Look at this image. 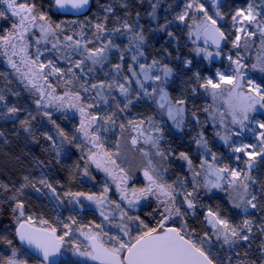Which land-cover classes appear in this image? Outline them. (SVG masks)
Returning <instances> with one entry per match:
<instances>
[{
  "label": "snow or ice",
  "instance_id": "6c2138e0",
  "mask_svg": "<svg viewBox=\"0 0 264 264\" xmlns=\"http://www.w3.org/2000/svg\"><path fill=\"white\" fill-rule=\"evenodd\" d=\"M3 2L7 5V10H10L11 15L18 17V20L14 21L12 24L13 31L0 35V45L5 48L11 47L12 49H16L17 44L14 41H22L24 42V45L20 50L24 52L28 47L25 38L30 29L38 28L39 33L44 38V42L47 43V37L50 34L54 35L56 29L61 27L60 24H54L43 7L38 6L34 0H32V2H30V0H3ZM158 2L159 0H157V3ZM217 2L218 0H212L214 5ZM51 4L57 10L66 11L70 8L79 12L90 5V0H51ZM123 6L127 8L128 5L124 3ZM156 7L157 4H153L152 12L149 13L153 19L156 18ZM192 9H195L197 12L204 13L203 18L198 24L195 22V18H192V22L197 30V36L199 37V35H203L205 43L211 41L212 44L219 49L221 40H226L227 37L219 27H215L217 20L208 14L204 5L199 3V0H191L190 3H186L184 11L177 15L175 19L181 22L185 21L186 18H188L189 10ZM104 10L107 13H112L113 7L108 5ZM246 12L247 14H245V10H238L232 16L234 26L239 25V27L236 28L237 33H244V47L247 48L248 37L256 35V31H248V25H251L259 31L260 43L262 48H264V19L260 22H256V15L258 14L254 15L251 5L247 7ZM214 15L219 19H223L219 10H217ZM4 16L5 13L0 12V17ZM137 16H139V13H137ZM104 19L106 20L107 17ZM245 21L248 22V25H245ZM166 27L167 24L161 26V30ZM122 28L126 29L127 32L130 33L129 44L131 47H134L138 53V55H133L131 59L134 63H138L139 72L134 69L132 64L127 65L126 68L127 72L135 79L133 80L130 79L129 76L123 75L125 66L121 63H117L112 65L113 75L111 82L88 84L85 81L80 83V87L83 88L84 92L96 89L97 96H101V93L105 88L109 90L115 88L119 91L120 95L127 99L125 108H127L128 104L132 103L130 98V86L133 83L138 85L139 89L142 90L143 95L145 96H151L159 92L161 101L160 107L163 108L166 103L168 104L167 114L175 122V126L180 129L183 124L185 108L179 107L178 105H183L186 101L178 100L176 101V104H172L168 100V94L165 91V85L168 83L170 76L173 74V69L167 65L159 66L160 61L155 59L150 65L140 63L139 57L144 55V53L140 51V45L143 44L145 39L142 34V30L137 29L136 31H133L132 25H130L127 21L123 22ZM95 30L97 40L102 39V37L98 34L105 32V23H96ZM113 31L119 32L121 31V27H117L113 29ZM168 35L171 37L173 34L169 32ZM66 39L71 41L72 37L68 36ZM240 40L241 36L236 35L232 41L233 46L240 48ZM39 42L40 41L37 40V43ZM91 42L92 41H88V43ZM74 43L75 48L73 51L76 52L77 55H83V59L73 60L70 54L65 53L64 59L70 61L71 63V66L66 70L56 67L52 60H49L47 64L38 63L40 56L43 55L39 48L36 50V59H29V63L36 65L40 72H43V70L47 67V75H59L61 77H66V83L72 84L73 78H76V80L79 81L81 77H86L88 73L93 72L95 70V65L99 64L103 67L104 63L107 61L105 53L108 51L109 46L112 45V41L109 40L101 47L89 50L86 46L81 49L79 41ZM52 47L55 49L57 48V45L53 43ZM64 47L71 48L72 45L66 44ZM113 47L118 46L113 45ZM128 50L130 51L131 48ZM13 54H15V52H13ZM205 55L207 57H211L213 55L219 56L220 52L217 51L213 54L205 51ZM234 57L235 58H233V55H228L227 59L231 63L225 72L217 70L216 77L218 79L214 81L212 78H208L204 80L201 87L205 89V92L208 95H211L213 101L224 97L226 94L225 102L227 103L232 116V123L238 124L241 129L245 127V121L256 123L259 128L264 129V122H261L255 117H253L251 121L249 120V113H259L261 110H264V80H261L260 83H256L257 78L249 74V72L264 74V56H258L256 62L251 63L250 65L244 63L245 57L241 54V52H236ZM123 59L124 57L121 55L120 60ZM89 61L90 64L87 65V70H85V67H82V65H85ZM9 63H11L13 67H16V64L12 62L11 59H9ZM185 63L190 65L191 61H186ZM77 69L79 70V75L77 74ZM154 69L157 72L163 73V75H153L152 73ZM198 75L199 74H197V76ZM121 80L123 82H121ZM149 80L154 82L151 92L148 91L144 84V81ZM65 95H69V92L66 91ZM52 98L63 99V97ZM3 99V96H0V101ZM73 99L79 102L81 100L80 94L76 93L73 96ZM101 99L107 103V97L101 96ZM72 106L76 107L77 105L73 104ZM88 106L91 107L92 105ZM117 107H119V104H117ZM207 110L208 109L205 108V111ZM18 111L19 110L15 107L8 109L10 114H16ZM79 111L82 116H85L84 107H79ZM120 111H124V108H121ZM45 115H48V113H45ZM113 115L115 114L113 113ZM191 115L194 120L197 119L195 110L192 111ZM177 117H179V119H177ZM98 119H100V117L91 115L90 119L87 120V123H85V120H82L80 125V130L86 137L89 138V142L93 144L96 143L99 137L90 134L88 128L91 126L93 121ZM103 122L115 123V120H113L112 116L106 115L103 118ZM197 122L199 121L197 120ZM139 126L140 125H136V127ZM121 127H123V125H121ZM156 131L159 132L160 129L157 128ZM60 135L63 136L64 134L61 132ZM198 135L199 139L197 140V146L203 148L205 154L210 153V149L207 148V142L204 140L203 134L200 133ZM259 135L261 140L258 152L247 151L248 148L255 147V145L251 144H244L239 147H233L232 149L234 152H244V154L248 157V161H245V164L249 172L253 167L252 163L249 161L253 160L256 155H264V132H260ZM48 139L52 138L48 137ZM149 139L152 144L158 148V141L162 139V136H157L154 139L150 137ZM223 139L227 142L228 138L223 137ZM132 143L135 144L136 140H133ZM169 151H171V149H169ZM105 155H107L109 157V161L115 165V161L111 160V154L106 153ZM158 155L164 157L165 153L158 151ZM178 158L186 161L188 165L191 166L192 161L186 153L181 152ZM211 158L213 161L217 159L215 154H212ZM91 159L96 163L98 168L101 167V162L97 159L96 154H93ZM236 159L240 160L241 157H236ZM205 163H207V161H205ZM115 167L118 169V172L115 174L109 168H104L103 170L112 176L114 182H117L116 187L119 191V200L126 201L128 207L134 209L135 206L139 204L141 199L147 200L148 197L154 196L159 201L155 212L160 219L157 221L155 227H150L145 224L139 216H128L127 211L121 207L120 203L108 200L107 193L109 189L107 185L104 187L103 193L99 196L93 194L85 195L80 192H69L66 194L71 197V200L68 201L69 203L80 205V197H84L86 200L92 201L99 209L100 215L104 217V220L108 221L109 225L117 229L115 234H109L104 230L103 225H95V227L99 229L98 232H93L91 228H89L88 232H85L84 228L78 227L76 231L83 235L85 240L89 241V243L85 246L86 250L84 251H80L79 244L74 245V250L78 255L85 256L92 261H96L97 264H214V258H210L212 255L211 248L207 250L204 248V244L209 239L208 234L205 233L203 238L194 240L192 237L195 235V232L189 230V226L184 220L185 216L194 214L189 213L188 210L195 209L197 205L193 197V192L188 191L184 187L183 182L175 185L165 183L163 182L162 172H158L155 168H151L150 170L144 171V177L148 181L147 186L140 189L134 187L129 189L127 187V181L130 177L123 168H120L118 165H115ZM193 171L194 175H199V173L195 172L194 169ZM208 171L217 177L216 182L212 184L213 187L222 188L219 181L225 179V177L220 174L226 173L228 177L226 183L229 186L244 189L245 195L250 196L243 206V211L245 213L248 212V206L256 209L258 204H264V198L258 200L255 193L248 192L249 184L247 181L252 178L243 170L237 171L235 169H229L228 167L213 169L212 166L209 165ZM85 175H87V171H85ZM233 181H241V183L234 185ZM252 182L255 183L254 180ZM40 183L45 184L46 187L55 193V189L52 188V185L48 184L46 180H41ZM0 188H4L6 190L7 186L0 185ZM261 188L264 190V185H262ZM37 191H39V189H37ZM177 197H182L179 202V206L177 205ZM13 199H15V197H13ZM56 199L60 200L59 196H57ZM241 200L243 202L244 197H241ZM63 203L64 201L60 200V204ZM106 204L109 208H111L112 205H115V207L111 211L106 212L104 207ZM241 206L242 205L240 203H234V207L236 208H241ZM182 208L184 209L183 211H181ZM13 213L16 223L15 238L18 239L21 245L27 246L24 249V252L37 254L38 258H40V264H58L57 260L50 259V257H54L59 254L61 247L65 243V237L72 235L73 230L71 224H64L63 227L66 231L61 235H57V229L51 227L50 225L48 227L36 226L37 223L39 225H48V221L40 219L37 222V220L32 216H26L24 212V204L22 202L15 203ZM126 217L127 219H125ZM177 217H179V219H176ZM208 218H210L209 223L211 224V227L218 229L212 235L215 236L218 241L221 240V238L223 240V243L219 247L222 248L224 245L235 247L237 244H240L242 247L250 246V244L245 242H249L250 234L253 231V222L251 219H245L240 224H230L228 220L223 219L218 214H214L211 209L207 212L206 219ZM68 219L72 222V224L76 223L73 216H69ZM117 220L119 222H115ZM133 221L136 222V234H133L132 228L129 227V224ZM169 221H172V224H169ZM260 234L264 236V224L260 226ZM105 237L107 238V241H105ZM5 239L6 237L0 234V240ZM7 244L11 248V255L6 260L0 258V264H26L25 261L18 259V249L14 246L13 240H7ZM260 248L262 249L260 259L264 262V242L260 244ZM236 254L240 255L239 251H237ZM248 255V252H244V256ZM225 259L230 260L231 258L227 256V254H225L223 258L216 256L215 264H224ZM239 264H255V261H240Z\"/></svg>",
  "mask_w": 264,
  "mask_h": 264
},
{
  "label": "trees",
  "instance_id": "16d2710c",
  "mask_svg": "<svg viewBox=\"0 0 264 264\" xmlns=\"http://www.w3.org/2000/svg\"><path fill=\"white\" fill-rule=\"evenodd\" d=\"M34 2L38 6L43 7L54 24L62 26L65 22L78 21L87 27L92 37L97 35L95 30L96 23H105V25L109 26L108 28L121 27L122 31L124 30L122 24L127 21L132 25L133 30L141 29L145 38V52L149 58L159 60L162 58L166 59L169 54L172 56L175 76L169 90L171 95L175 96L180 89L183 90L182 85L194 86L193 71L183 70V63L177 60L178 56L191 60L194 67L199 71L211 70V64L205 62L203 58H197L193 54V47L188 40L184 27L177 25L175 26L176 30L171 32V20L167 18V15H163L162 10L157 24L150 21L149 13L152 12L153 0H91L89 11L79 17H71L59 13L51 4V0H34ZM199 2L208 8L210 6L207 4V0H199ZM124 3L128 5L127 8L123 6ZM216 4L225 23L230 20L237 10L254 4L263 6L262 0H218ZM108 5L113 7L112 13L105 12L104 9ZM166 8H171L170 2H168ZM137 13H139V16H137ZM105 17H107L106 20L104 19ZM165 24H167V27L161 30V26ZM60 28L56 30L59 32ZM169 32L173 34L171 37L168 35ZM170 38L171 43L168 42ZM125 40L127 39L122 38V41ZM91 46L93 47V45ZM55 64L64 70L70 67V65H63L56 61ZM95 77L93 75L92 79ZM92 79H88L86 82L91 84L93 83ZM49 81L53 89L55 87L60 94L65 93L66 90H71V94L79 93L81 96L80 102L84 110H88L91 114L99 111V108H95L96 93L94 89L84 92L83 88L80 87L82 81L75 82L74 86L66 83V79L60 80L56 78ZM39 91L43 93V90ZM183 95L186 96V93L183 92ZM0 96L4 98L0 101V185L7 186L6 190L0 188V234L6 237L5 240H0V258L6 260L11 255V248L8 246L7 240H13L14 246L18 249V259L25 261L26 264H40V259L30 252L25 253L24 248L18 239L15 238L16 223L13 213L15 203L22 202L26 216H32L37 222L40 219L47 220L48 226L52 227L54 224L52 217L63 221L69 216H73L76 220V223L73 224L74 232H78L76 231L78 227L84 228L85 232H88L89 228L93 232H97L99 229L95 225L106 223L104 217L100 215L97 206L84 197L79 198L81 201L80 205L69 203L68 201L71 200V197L66 194L69 192H80L85 195L93 194L99 196L103 193V189L98 184L89 182L90 176L95 179V175L92 170H86L87 163L84 152L81 149L82 143L77 140L79 137L77 135L76 121L72 115L56 104L48 107L41 104L40 99H38L40 96L38 97L36 92L30 93L18 83L2 63H0ZM116 103L119 104V98H116ZM186 103L188 114L191 115L192 111L195 110L196 117L203 121L205 101L202 98V93L199 92L198 96L186 99ZM88 105L92 106L89 107ZM188 105L191 106L192 110L188 109ZM11 107H15L19 111L16 114H10L8 109ZM116 108L118 110L119 107ZM109 109L111 110L108 114L117 120L116 109ZM131 110H135L136 113H141L145 117H152L155 114V108L151 103L133 105ZM45 113H48V115H45ZM106 113H102V115L105 116ZM61 132L64 134L63 136L60 135ZM176 132L172 134L166 132L164 136L168 139H164L166 142L164 141L163 147L166 151L171 148V151L174 152L170 165L171 175L168 182L172 183L177 179L179 183L183 182L184 185L190 187V192H193L197 206L195 209L188 210L189 213L194 214L184 217L189 230L195 232L192 238L198 240L203 238L205 233L208 234L209 239L204 244V248L206 250L211 248L212 255L210 258H214V264L216 256L223 258L225 254L231 259H225L224 264H239L240 261H255V264H264L260 259L261 255H259L262 241L259 233L262 223L259 220L263 217L262 209L253 210L244 217V220L251 219L252 222L260 224L253 228L249 242H245L250 244V246L242 247L237 244L235 247L229 245H224L222 248L219 247L223 240L221 238L218 241L212 235L217 231V228L211 227L210 218L206 219L208 210L211 209L214 214H218L223 219L228 220L230 224H240L244 220L239 221L240 213L226 198L220 197L218 194L210 195L207 191L203 192L200 190V184L198 185L194 182V178H197L191 173L189 166L186 165L184 160L178 158L181 152L186 153L193 161L194 168L197 169L202 160H212V154L216 153L215 156H223V149L218 147L214 140L210 138L213 135H209L205 138V141L210 153L205 154L204 149L198 147L197 144L189 145L186 143L193 137L198 139V131L185 132L183 135H179L178 130ZM48 137L52 139H48ZM113 150V145L107 147L108 152ZM85 171L91 172L85 175ZM41 180H46L48 184L52 185L55 193L46 187L45 184L40 183ZM57 196L64 201L63 204H60V200L56 199ZM181 199L182 197H177L178 206ZM108 200L117 202L113 195H108ZM50 205H52L51 208ZM53 205H56L58 209H55L56 207ZM104 207L111 211L115 205L109 208L106 204ZM156 208L155 205L142 208L137 216L145 224L155 227L160 219L156 215ZM183 210L182 208L181 211ZM57 224L54 225L56 226ZM36 226L40 225L37 223ZM133 234H136V230ZM57 235H61L59 229H57ZM79 236V238L77 237L78 243L82 239L85 240L80 233ZM237 251H239L240 255L236 254ZM244 252H248L249 255L244 256ZM58 264L75 263L61 260Z\"/></svg>",
  "mask_w": 264,
  "mask_h": 264
},
{
  "label": "rangeland",
  "instance_id": "374dc122",
  "mask_svg": "<svg viewBox=\"0 0 264 264\" xmlns=\"http://www.w3.org/2000/svg\"><path fill=\"white\" fill-rule=\"evenodd\" d=\"M153 2L154 4H157L155 10L156 18L153 19L150 16V21L154 24H157L162 10L163 15H167V18H170L171 20V32L176 30L175 26L177 25H181L182 27H184L187 32L188 40L193 47V54L197 58H203L205 62L211 64V70L207 69L205 71H199L194 67V65L192 64L193 62L191 60L178 56L177 60H180L183 63V70L187 69L193 71L194 86L188 87L182 85L181 87L184 91L180 89L178 93L174 96L171 95L169 91L172 85L173 78L175 76L172 56L169 54L166 59H155L160 61L159 66L167 65L168 67L173 69V74L170 76L168 83L165 85V91L168 94V100L172 104H176V101L178 100L186 101V99H190L193 96H198L199 92L202 93V98L205 101V108L208 109L204 113V116L202 118L203 121H201L200 118L194 120L192 118V115L188 114L187 103L183 105H178L179 107L185 108L183 124L181 128L178 129L175 126V122L167 114L168 104L166 103L165 107L163 108L160 107V93L157 92L154 95L145 96L143 95L142 90H140L138 85H136L135 83L130 86V98L132 100V103L128 104L127 108H125L127 99L124 96L120 95L117 89L114 88L112 90H109L105 88L102 91L101 96L107 97V103H105L104 100L101 99V96L96 95L95 108H99V111L95 114H91V112L89 113L88 110H85V116H82L79 111V107L82 106L81 102H77L73 99V96L75 94H71V90H66L67 92H69V95H65V93L60 94L55 87L53 89V86L49 81L56 78H59L60 80H65L67 78L61 77L59 75H47V67L43 70V72H40L39 68L36 65L29 63V59H36V50L37 48H39L43 55L40 56L38 63L47 64L49 60H52L54 64L56 61L60 64L71 66L70 61L64 59L65 53L70 54L73 60L83 59V55H77L76 52L73 51V49L75 48L74 42L79 41L81 49L86 46L89 50H91L93 48L101 47L103 44L111 40L112 45L109 46L108 51L105 53V55L107 56V61L104 63L103 67H101L99 64L95 65V70L93 72L88 73L86 77H81L79 81L85 82L88 79L91 80L93 75H95L96 77L92 79L93 83L99 84L103 82H111L113 75L112 65H115L117 63H121L125 66L123 75H127L130 79L134 80L135 78L127 72L126 68L127 65L132 64L134 69L139 72L138 63H134L131 59L133 55H138V53L137 50L134 47H131V45L129 44L130 33H128L126 29L119 32H114L113 29L115 28H108L109 26L106 25L105 32L99 34L102 39L97 40L96 35L92 37L89 34L87 27L83 23H80L78 21H72L71 23L65 22L64 24H62L59 32L56 30L54 35L50 34L47 37L48 42L45 43L44 38L39 33V29L33 28L29 30L25 38L28 45L26 51L22 52L20 50L21 47L24 45V42L22 41H14L17 44L16 49H12L11 47L5 48L4 46L0 45V63L4 64L5 67L11 72L14 79L18 83H20L24 88L30 91V93L36 92L37 96H40L38 99H40L39 101L41 104H44L46 107L54 106V104H56L57 106L63 108L68 114L74 117L76 121L77 135L79 137V139L77 138V140L82 143L81 149L84 152L85 160L87 163L86 170H92V173L95 175V179H92L90 176L89 182H91L92 184H98V186L102 189H104V187L107 185L109 189L107 197L108 195H113L117 202L121 204V207L127 211L128 216L135 217L141 211L142 208L149 207L150 205H155V207H157L159 201L156 199V197L150 196L147 200L141 199L139 204H137L134 209L129 208L126 201L119 200V191L116 187L117 182H114L112 176L109 175L108 172H105L103 169L109 168L115 174L116 172H118V169L115 167V165H118L120 168H123L127 175L130 177V179L127 181V187L129 189H132L133 187L140 189L147 186L148 181L144 177V171L150 170L151 168H155L158 172H162L163 182L167 183L171 175L170 165L174 157V152L166 151V149L163 147L165 141L164 139H168L164 137L165 133H177L176 131L178 130V134L183 135L185 132L195 130L198 131L197 134H203L204 140L207 136L213 135L210 136V138L214 140L215 144L218 147L223 149L224 154L223 156H216L217 159L215 161L202 160L201 164L198 166L197 169L194 168L193 161L191 166H189L188 163L185 161L186 165L189 166V169L191 170L192 174H194L193 169L195 170V172L199 173V175H195L197 179L194 178V182H199L197 184H200V190H202L203 192L207 191L210 195L218 194L220 195V197L226 198L231 205H234V203H240L242 205L241 208H237L238 212L240 213L239 221L244 220V217H246L245 215L249 212L258 208L262 209L263 217L259 221L260 223L264 224V204H258V207L256 209H253L248 206V212L245 213L243 211V206L246 203L247 199L250 198V196L245 195L244 189L229 186L226 183V180L228 179L226 173L220 174L225 177V179L219 181L222 185V188L213 187L212 184L216 182L217 177L216 175L211 174L208 171L209 165H211L213 169L219 167H228L229 169H235L237 171L243 170L252 178L251 180L247 181V183L249 184L248 192L255 193L258 197V200L264 198V190H262L261 188V186L264 185V155H256L253 160L249 161L253 165L252 169L249 172L245 164V161H248V157L244 154V152H234L232 150L233 147H239L244 144H251L255 145V147H250L247 149V151L258 152L261 140L259 133L264 132V129L259 128L256 123H250L249 121H245V127L241 129L238 124L232 123V116L228 109V105L225 102L226 94L224 97L213 101L211 95H208L205 92V89L201 87V84L204 82V80L208 78H212L214 81L218 79L216 77L217 70L225 72L226 69H228V66L231 63L227 59L228 55H233V58H235L234 54L236 52H241V54L245 57L244 63L249 65L251 63L256 62L258 56H264V48H262L260 43L259 31L256 30L253 26L248 25L247 21L244 22L245 25H248V31H256L255 36L248 37L247 48H245L244 33H237L236 31V28H238L239 25L234 26V21L232 20V17L226 23L223 22V19L217 18L214 15V13L218 10L217 4L214 5L212 3V0H207V4H209L210 6L208 8L204 5L205 10H207L210 16L217 20V24L215 26L219 27L220 30L223 31L225 33V36L227 37V39L225 40V45L222 48L216 49L212 47L208 42L205 43L203 35H199V37L197 36V30L192 22V18H195V22L197 24L200 23L204 15L203 12H197L195 11V9H192L189 10L188 18H186L185 21L181 22L175 19L177 15L181 14L184 11L185 4L190 3L191 0H159L158 3L157 0H153ZM168 2L171 3V8H166ZM262 2L263 6H256L255 4L252 5L254 15L258 14L256 15V22H260L262 19H264V0H262ZM0 5L1 12L5 13L4 17H0V35H4L9 31H13L12 24L14 21L18 20V17L11 15L10 10H7V5L3 2V0H0ZM240 10H245V14H247V7ZM221 24H223V26H221ZM236 35L241 36V40L239 42L241 45L240 48H236L232 44V41ZM68 36L72 37L71 41L66 39V37ZM122 38L127 40L122 41ZM37 40H39L40 42L37 43ZM88 41L92 42L88 43ZM170 41L171 38L168 40V42L171 43ZM53 43L57 45V48L54 49L52 47ZM66 44H70L72 45V47L65 48L64 46ZM91 45H93V47ZM113 45L118 47H113ZM129 48H131L130 51L128 50ZM140 51H142L144 55L139 57V62L145 63L146 65H150L154 59H151L147 56V53L145 52L144 42L140 45ZM205 51L211 52L213 54L219 51L220 55H213L211 57H207L205 55ZM13 52H15V54H13ZM121 55H123L124 57L123 60H120ZM9 59H11V61L16 64V67H13L12 64L9 63ZM186 61H191V64L187 65L185 63ZM88 64H90V61L87 62L85 65H82V67H85V70H87ZM76 71L79 75V70L77 69ZM152 74L163 75V73L157 72L155 69L153 70ZM197 74L199 75L197 76ZM249 74L257 78L256 83H260L261 80H264V74L252 72H249ZM75 82L78 81L76 80V78H73V86ZM121 82L123 81L121 80ZM144 84L148 91L151 92L152 87L154 86V82L149 80L144 81ZM39 90H43V93H40ZM94 91L96 93L97 90L94 89ZM183 92L186 93V96L183 95ZM57 96L63 97V99L61 100L52 98ZM116 98H119L120 106L118 110L116 108ZM142 103H151L153 105V107L155 108V114H153L154 116L145 117L141 115V113H136L135 110H131V107L133 105L137 106ZM73 104H76L77 106L73 107ZM109 108L116 109L117 120L112 117L113 120H115V123L103 122V118L106 115H109L108 112L111 110ZM121 108H124V111H120ZM188 109L192 110L191 106H189ZM102 113H106V115L103 116ZM91 115H96L100 117V119L93 121L91 123V126L88 128L90 134L99 137V139L94 145L100 146L99 152L103 154L105 156V159H107L108 161L109 157L105 154H111V160L115 161V165H113L110 161L109 164L106 165L104 163V160L100 157V155H98V150L96 149V147L90 144L89 138L86 137L84 133L80 130L81 121L85 120V123H87V120L90 119ZM253 117L260 120L261 122H264V110H261V112L259 113H249L250 121L253 119ZM177 119H179V117H177ZM197 120L199 122H197ZM121 125H123V127H121ZM136 125L140 126L136 127ZM157 128L160 129L159 132L156 131ZM157 136H162V139L158 141V148L154 146L151 140L149 139L150 137L154 139ZM223 137L228 138L227 142H225ZM198 139L193 137L186 143H188L189 145H195L197 144ZM133 140H136L135 144L132 143ZM112 145L114 147V150L112 152H108L107 147ZM158 151L165 153V156L162 157L161 155H158ZM93 154H96L97 159L100 160L101 167L98 168L96 166V163L93 162V160L91 159ZM236 157H241V159L237 160ZM205 161H207V163H205ZM90 172L91 171L87 172V175ZM253 180L255 181V183L252 182ZM177 183L179 182L176 179L169 184L175 185ZM239 183H241V181H233L234 185H238ZM184 187L188 191H190V187H188L187 185H184ZM241 197H244L243 202L241 200ZM55 209H58V207H56ZM105 211L108 212L110 211V209H105ZM178 218L179 217H177L176 219ZM125 219H127V217ZM52 220L54 224L58 223L56 226L53 224L52 227L54 226V228L59 229L61 234L66 231V229L63 227L64 224H71L73 230V224L68 218L64 219V222L61 220L59 221V219L55 217H52ZM115 222L119 221L117 220ZM135 224V221L129 224V227L132 228L133 232L136 230ZM169 224H172V221H169ZM102 225L104 227V230L109 234H115L117 232V229L109 225L108 221H106V223ZM256 225L260 224L253 222V228ZM40 226L48 227V225ZM77 237H80L79 233H76L74 231L72 232L71 236L65 237V243L62 246L63 250L61 249V260L71 261L75 264L92 263V260L85 256L78 255L74 250L75 244L80 245V251L86 250L85 246L88 244L87 240L84 239H82V241L78 243ZM104 239L107 241L106 237ZM261 239V243L264 242V236L261 235ZM261 252L259 253V255H261Z\"/></svg>",
  "mask_w": 264,
  "mask_h": 264
},
{
  "label": "water",
  "instance_id": "95a60500",
  "mask_svg": "<svg viewBox=\"0 0 264 264\" xmlns=\"http://www.w3.org/2000/svg\"><path fill=\"white\" fill-rule=\"evenodd\" d=\"M90 6H91V0H90V5L87 7V8H85L84 10H82V11H76V10H73V9H68V10H66V11H63V10H57L59 13H61V14H64V15H68V16H71V17H79V16H82V15H84L85 13H87L88 11H89V9H90ZM215 27H217V26H215ZM203 38H204V36H203ZM205 39V38H204ZM225 40H221V42H220V48H222L224 45H225ZM208 43L212 46V47H214V48H216V46L214 45V44H212V42L211 41H208ZM217 49V48H216ZM88 243H89V241H87ZM24 249L27 247L26 245H21ZM62 248V247H61ZM31 253V252H30ZM60 253H61V249H60V252H59V254H57L56 256H54V257H50V259H55V260H57L58 261V263L60 262V260H61V256H60ZM33 255H35L37 258H38V256H37V254H34V253H32ZM40 259V258H39ZM93 262V264H97V262L96 261H92Z\"/></svg>",
  "mask_w": 264,
  "mask_h": 264
},
{
  "label": "flooded vegetation",
  "instance_id": "af4514ba",
  "mask_svg": "<svg viewBox=\"0 0 264 264\" xmlns=\"http://www.w3.org/2000/svg\"><path fill=\"white\" fill-rule=\"evenodd\" d=\"M91 145L95 146L96 149L98 150V155H100V157L104 160V163L106 165L109 164V161L107 159H105V156L103 154H101L99 151H100V146H97V145H94L93 143L90 142ZM54 207H56V205H53ZM52 207V205H50V208Z\"/></svg>",
  "mask_w": 264,
  "mask_h": 264
}]
</instances>
